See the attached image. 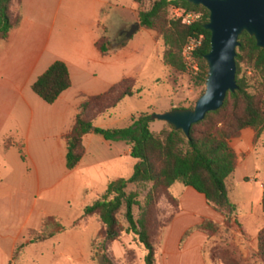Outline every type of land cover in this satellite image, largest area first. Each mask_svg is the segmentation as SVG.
Here are the masks:
<instances>
[{
	"label": "trees",
	"instance_id": "16d2710c",
	"mask_svg": "<svg viewBox=\"0 0 264 264\" xmlns=\"http://www.w3.org/2000/svg\"><path fill=\"white\" fill-rule=\"evenodd\" d=\"M143 1L134 0L135 4ZM13 3L14 0H0V43L7 41L12 31L21 24L19 13L16 18L12 17ZM172 8L201 14L202 19L187 26L182 19L170 18ZM209 18L210 14L205 8L182 0H158L148 11L139 13L141 27L157 32L163 41V63L167 67L181 73H186L188 69L193 71L184 60V48L190 39L202 41V46L194 54L193 64L199 67L197 82L202 87H206L209 72L205 61L211 51V33L205 29ZM239 42L236 57L239 90L228 93L223 108L208 114L205 121L194 125L189 137L170 125L168 130L161 133L153 132L150 129L153 121L151 115H142L127 128H98L96 122L102 116L117 108L125 99L141 93L135 90V82L131 79L123 80L100 96L86 98L80 107L74 125L66 136L68 171L76 170L85 158V138L92 134L108 142L127 143L131 146V158L137 162L129 179L111 181L105 193L83 211L82 219L97 217L104 227L101 244H98L99 240L92 244V263L97 262L102 253L101 264H114L107 255L109 244L124 236H132L136 246L145 253L144 264H158V207L166 198L177 211L180 210L179 199L171 192L176 184L192 188L205 196L208 205L224 217L226 227L239 224V208L232 202L229 188V181L239 164L231 141L240 138L244 130L256 132L257 139L264 132V51L258 48L256 40L247 33L241 36ZM125 47L126 43L114 44L105 32L97 43L98 50L104 56H110ZM249 72L252 77L248 76ZM71 87L72 79L67 65L57 61L37 80L32 90L45 103L54 105ZM130 187L136 188V191L129 192ZM142 194H145L143 201L140 200ZM261 206L264 215V184ZM136 209L140 211L138 217L135 215ZM50 223L51 220H47L40 231H30V244L45 242L54 237L53 232L49 233ZM221 229L222 226L217 223L205 220L185 235L182 244L194 232H201L211 238ZM24 247L22 245L18 248L10 264H13ZM95 252L98 253L95 255ZM258 256L264 263V229L258 236Z\"/></svg>",
	"mask_w": 264,
	"mask_h": 264
},
{
	"label": "rangeland",
	"instance_id": "374dc122",
	"mask_svg": "<svg viewBox=\"0 0 264 264\" xmlns=\"http://www.w3.org/2000/svg\"><path fill=\"white\" fill-rule=\"evenodd\" d=\"M156 1L158 0H144L135 6L130 0H120L119 6L106 9L103 20L107 25L105 27L107 37L116 45L126 43L122 50L130 49L132 55L129 63L127 62L125 76L120 82L125 79L133 80L135 90H140L141 93L134 98L125 99L117 108L102 116L96 122L98 128L106 130L127 128L142 115L153 116L180 108H195L197 101L204 94L205 87L199 86L197 82L198 73L190 69L186 73H181L164 65L165 46L157 32L141 27L131 40H127L125 35L121 36L132 26L140 24L139 13L148 11ZM176 10L175 8L170 10L171 19H179ZM128 73L132 75L127 76ZM248 76L253 75L249 72ZM33 94L35 95L34 92ZM72 111L74 112V109ZM69 125L71 122L63 127L56 124L46 135L34 127L29 137L31 144L29 151L24 150V155L20 150H11L8 167L3 168L1 172L4 189L0 193V229L4 231L8 228L9 232L20 229L34 208L29 225L32 230L40 231L43 224L51 220L49 233L53 232L54 237L48 241L55 242L54 248L58 246V241H55L58 234L81 230L72 240L65 238L61 240L62 252L67 255V259L62 256L59 261L54 260L49 249L39 254L29 251L23 256V264H68V255L76 246L79 247L77 251L83 253L90 251L91 256L93 242L99 240L98 244H101L103 241L104 227L97 217L82 219L84 209L105 193L110 181L119 178L129 179L133 174V163L136 161L129 156L131 146L125 142H108L97 135L87 139V155L79 167L74 171H68L66 136L71 129L63 137L64 142L60 140L59 135L62 129ZM150 129L155 133H161L168 130V124L153 120ZM53 145L56 146L55 154L48 152ZM263 149L264 132L256 140L255 153L246 159L248 167L241 166L229 181L231 200L239 208L237 218L239 224H233L228 228L224 225V217L219 214L223 218V224H217L222 226V229L208 240L205 250L208 264H264L258 256L255 239L256 233L264 229L261 206L263 190L260 186L262 182L259 173L260 160L264 159ZM27 175L31 177L27 178ZM244 177H249L248 180L256 183L248 184ZM180 186L177 185V188ZM131 191H136V188L130 187L129 192ZM171 192L174 195L173 188ZM144 196L145 194H142L141 201L144 200ZM171 209L177 211L176 207L164 198L158 207L157 231H160V227L170 219L168 211ZM139 214V209H136V217ZM127 238L136 245L132 236H124L117 242ZM28 240L30 242V236ZM110 246L109 244L108 257ZM131 255L128 253L129 261L133 262L134 257ZM18 257L15 260L16 264L18 260L20 261ZM73 260L72 264H80ZM101 263L102 253L98 261L92 264Z\"/></svg>",
	"mask_w": 264,
	"mask_h": 264
},
{
	"label": "crops",
	"instance_id": "0c3cea01",
	"mask_svg": "<svg viewBox=\"0 0 264 264\" xmlns=\"http://www.w3.org/2000/svg\"><path fill=\"white\" fill-rule=\"evenodd\" d=\"M130 1L136 6L134 0ZM119 2L120 0H14L12 17L16 18L19 13L22 17L21 24L12 31L7 41L0 43V176L8 167L11 150H20L23 154L24 150L29 151V137L34 127L46 135L56 124L63 127L71 122L59 135L63 141L86 98L106 93L124 78L127 62L132 56L130 49L106 57L97 48L107 27L103 20L106 9L119 6ZM57 61L67 65L72 87L54 105H48L33 94L32 87ZM126 75L130 76L132 73ZM93 136L94 134L85 138L86 151L87 139H92L89 137ZM256 140V132L248 129L242 132L240 138L231 141V146L238 155V169L241 166L248 167L246 159L255 153ZM48 152L55 154L56 146L53 145ZM134 163L135 167L137 162ZM260 164V186L263 190L264 159L261 158ZM30 177L27 175V178ZM247 179L250 178L244 177L245 181ZM247 183L256 182L249 180ZM3 185L2 179L0 193L4 189ZM177 185L180 184H176L173 191L174 196L179 199L180 210L168 211L171 222L159 232L158 264H208L205 250L209 238L205 234L194 232L184 244L182 241L190 230L203 224L205 220L223 224V218L207 204L205 196L182 185L177 188ZM33 212L34 208L20 229L13 232H9L8 228L4 231L0 229V264H10L22 245L25 247L19 253L20 261L17 264H23V256L29 251L39 254L47 249L54 260L59 261L62 256L67 259V255L62 252L61 240H72L81 230L58 234L56 248L55 242L50 241L30 244L29 232L33 228L29 222ZM259 232L255 237L257 247ZM131 243L132 240L127 238L111 244L109 257L114 264H144L145 253ZM78 248L76 246L68 255V264H72L73 258V261L80 264H92L90 251L83 253L77 251ZM128 253L134 257L133 262L129 261Z\"/></svg>",
	"mask_w": 264,
	"mask_h": 264
},
{
	"label": "water",
	"instance_id": "95a60500",
	"mask_svg": "<svg viewBox=\"0 0 264 264\" xmlns=\"http://www.w3.org/2000/svg\"><path fill=\"white\" fill-rule=\"evenodd\" d=\"M205 8L211 33V51L205 57L209 72L204 94L193 110H174L154 114L152 120L165 122L189 137L192 127L205 121L208 114L218 112L225 104L228 93L239 90L237 83V50L240 38L247 33L264 51V0H182ZM136 24L122 35L131 40L140 30Z\"/></svg>",
	"mask_w": 264,
	"mask_h": 264
},
{
	"label": "built area",
	"instance_id": "2783aa9c",
	"mask_svg": "<svg viewBox=\"0 0 264 264\" xmlns=\"http://www.w3.org/2000/svg\"><path fill=\"white\" fill-rule=\"evenodd\" d=\"M176 14L179 19L183 20V24L190 26L193 23L202 19L201 14L187 13L184 10L177 9ZM202 46V41L198 39H190L186 47L184 48L183 57L188 66L192 68L195 73L199 72V67L194 64V54Z\"/></svg>",
	"mask_w": 264,
	"mask_h": 264
}]
</instances>
